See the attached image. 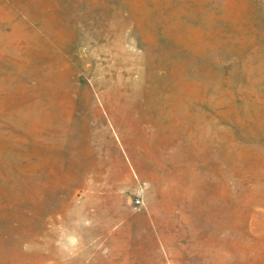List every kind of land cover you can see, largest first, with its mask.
I'll return each mask as SVG.
<instances>
[{"label":"rangeland","instance_id":"obj_1","mask_svg":"<svg viewBox=\"0 0 264 264\" xmlns=\"http://www.w3.org/2000/svg\"><path fill=\"white\" fill-rule=\"evenodd\" d=\"M0 264H264V0H0Z\"/></svg>","mask_w":264,"mask_h":264},{"label":"built area","instance_id":"obj_2","mask_svg":"<svg viewBox=\"0 0 264 264\" xmlns=\"http://www.w3.org/2000/svg\"><path fill=\"white\" fill-rule=\"evenodd\" d=\"M137 204H140V201L139 200L137 201Z\"/></svg>","mask_w":264,"mask_h":264}]
</instances>
